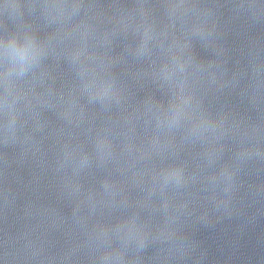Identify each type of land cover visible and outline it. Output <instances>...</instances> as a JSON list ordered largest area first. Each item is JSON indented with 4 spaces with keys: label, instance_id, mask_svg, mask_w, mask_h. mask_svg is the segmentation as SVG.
I'll list each match as a JSON object with an SVG mask.
<instances>
[{
    "label": "water",
    "instance_id": "1",
    "mask_svg": "<svg viewBox=\"0 0 264 264\" xmlns=\"http://www.w3.org/2000/svg\"><path fill=\"white\" fill-rule=\"evenodd\" d=\"M0 264H264V0H0Z\"/></svg>",
    "mask_w": 264,
    "mask_h": 264
},
{
    "label": "clouds",
    "instance_id": "2",
    "mask_svg": "<svg viewBox=\"0 0 264 264\" xmlns=\"http://www.w3.org/2000/svg\"><path fill=\"white\" fill-rule=\"evenodd\" d=\"M15 42L13 41V44H14Z\"/></svg>",
    "mask_w": 264,
    "mask_h": 264
}]
</instances>
